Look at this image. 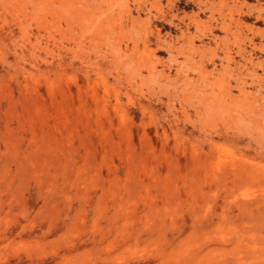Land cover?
Instances as JSON below:
<instances>
[{
    "label": "rangeland",
    "instance_id": "rangeland-1",
    "mask_svg": "<svg viewBox=\"0 0 264 264\" xmlns=\"http://www.w3.org/2000/svg\"><path fill=\"white\" fill-rule=\"evenodd\" d=\"M0 264H264V0H0Z\"/></svg>",
    "mask_w": 264,
    "mask_h": 264
}]
</instances>
